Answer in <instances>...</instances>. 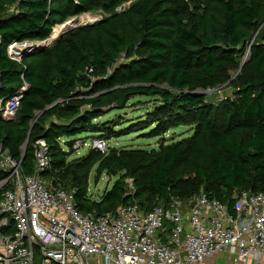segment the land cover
<instances>
[{
  "label": "trees",
  "instance_id": "1",
  "mask_svg": "<svg viewBox=\"0 0 264 264\" xmlns=\"http://www.w3.org/2000/svg\"><path fill=\"white\" fill-rule=\"evenodd\" d=\"M87 12L102 16L21 62L7 56L10 42L46 39ZM23 81L15 117L0 118V143L29 175L33 142L44 138L50 168L41 174L74 188L81 213H113L132 198L147 212L200 190L231 207L239 192H264V0H0V96ZM220 86L232 95L209 98L206 90ZM134 96L152 101L136 122L115 130L116 120H97ZM180 126L192 134L164 138ZM144 129L161 137L157 148L109 144L69 158L82 132L110 140ZM92 170L95 184L115 176L99 198L88 190Z\"/></svg>",
  "mask_w": 264,
  "mask_h": 264
},
{
  "label": "built area",
  "instance_id": "2",
  "mask_svg": "<svg viewBox=\"0 0 264 264\" xmlns=\"http://www.w3.org/2000/svg\"><path fill=\"white\" fill-rule=\"evenodd\" d=\"M50 41L51 35L12 41L6 53L21 62ZM85 71L89 74L92 68ZM27 87L23 81L12 95L0 96L1 119L15 117ZM84 145L105 152L109 140L96 135L90 143L77 139L72 144L75 149ZM33 149L34 171L25 175L21 159L0 143V170L6 174L0 180V264H90L92 256H98V264H197L222 250L239 264L250 259L264 264L263 191L239 192L231 207L200 190L147 212L132 198L113 213H81L74 188L41 174L50 168L46 140L37 138ZM128 187L133 197L129 180Z\"/></svg>",
  "mask_w": 264,
  "mask_h": 264
},
{
  "label": "rangeland",
  "instance_id": "3",
  "mask_svg": "<svg viewBox=\"0 0 264 264\" xmlns=\"http://www.w3.org/2000/svg\"><path fill=\"white\" fill-rule=\"evenodd\" d=\"M128 2L125 3L123 6H127ZM101 12L92 13V16L94 18L100 17ZM82 15V17H81ZM81 15L77 16L76 18H80L82 20V23L90 22V15L87 13H82ZM62 25V24H60ZM59 26V25H57ZM53 27L54 30L52 31L51 37L55 36L54 32L56 31V27ZM201 92V91H200ZM206 93H208L209 98L216 100L219 98H223L225 96L232 95V90L230 87H224L220 86L214 89H207ZM152 104L150 97L145 96H134L129 100V105H127L123 109H112L105 114H103L101 117H99L97 120L99 122H110L115 121L117 124L115 125V130H120L122 128L128 127L131 123L136 122L140 117H142L145 114V111L149 108V106ZM118 120V121H117ZM144 130H137L132 131L125 135L120 136H112L109 140V144L114 147H130V148H143V149H151V148H157L158 143L161 139V137H149L143 134V132H146ZM192 134V128L189 126H180L173 130H170L166 135L165 139L169 140L173 138L174 140L181 139L183 137L189 136ZM96 136L95 133L92 132H82L80 134H77L74 136V138H81L82 140L86 141L87 143H90V140L92 137ZM63 144V142H62ZM88 145L81 146L79 148L74 149V152L69 156V158L73 157H80L84 156L88 150ZM93 174L94 171L90 173L89 177V192L90 195L93 198H99L101 193L104 189L110 188L112 185L115 176L109 175V174H103L100 178V180L95 184L93 181Z\"/></svg>",
  "mask_w": 264,
  "mask_h": 264
},
{
  "label": "crops",
  "instance_id": "4",
  "mask_svg": "<svg viewBox=\"0 0 264 264\" xmlns=\"http://www.w3.org/2000/svg\"><path fill=\"white\" fill-rule=\"evenodd\" d=\"M99 260L98 256L90 257L89 263L90 264H98L97 261ZM239 264L235 260V256L230 254L227 250H222L212 256L207 257L204 262L197 263V264ZM249 264H256V262L252 259L249 260Z\"/></svg>",
  "mask_w": 264,
  "mask_h": 264
},
{
  "label": "water",
  "instance_id": "5",
  "mask_svg": "<svg viewBox=\"0 0 264 264\" xmlns=\"http://www.w3.org/2000/svg\"><path fill=\"white\" fill-rule=\"evenodd\" d=\"M88 14H92L91 12H87ZM81 15V14H80ZM81 17H82V15H81ZM81 17L80 18H76V17H72V18H70V19H68L67 21H65L64 23V28L62 29V31L57 35V36H55V37H51V41H50V43L49 44H51V43H53L62 33H64L65 31H67V30H69V29H72V28H74V27H76V26H78V25H80V24H83L82 23V20H81ZM100 17H96V18H94V20L93 21H95V20H97V19H99ZM87 21V20H86ZM85 21V23H88V22H86ZM92 20L90 21V22H93ZM65 25H66V27H65ZM52 31H53V29H52ZM245 61V57L243 58V62ZM199 93H201V92H199ZM27 141H28V139H26L25 140V143H24V150L26 149V146H27Z\"/></svg>",
  "mask_w": 264,
  "mask_h": 264
},
{
  "label": "bare ground",
  "instance_id": "6",
  "mask_svg": "<svg viewBox=\"0 0 264 264\" xmlns=\"http://www.w3.org/2000/svg\"><path fill=\"white\" fill-rule=\"evenodd\" d=\"M88 14V13H87ZM88 15H90L91 17H90V19L93 21L94 20V17L92 16V14H88ZM64 24L65 23H62V25H59V26H57L55 29H56V31L54 32V35L55 36H57L61 31H62V29L64 28ZM55 27V26H54ZM65 27H66V25H65ZM53 30H54V28H53ZM54 36V37H55ZM52 38H53V36H52Z\"/></svg>",
  "mask_w": 264,
  "mask_h": 264
}]
</instances>
